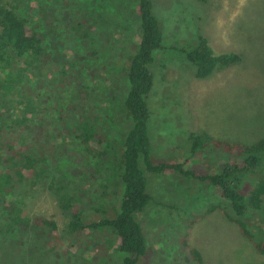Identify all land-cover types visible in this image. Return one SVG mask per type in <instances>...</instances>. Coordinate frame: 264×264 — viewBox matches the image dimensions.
Returning <instances> with one entry per match:
<instances>
[{
  "label": "rangeland",
  "instance_id": "374dc122",
  "mask_svg": "<svg viewBox=\"0 0 264 264\" xmlns=\"http://www.w3.org/2000/svg\"><path fill=\"white\" fill-rule=\"evenodd\" d=\"M1 1L10 6L17 5L18 12H29L34 17L43 13L40 19L43 25H51L55 30L45 44L53 56L47 75L33 73L30 79L34 88L49 86L52 89V78L62 68V98L77 95L75 102L78 105L81 100L89 102L94 114L100 112L103 115L106 133L117 139L120 146L130 123L123 117L122 91L111 82L126 67L138 37L133 20L127 21V7L114 12L103 0H90L91 11L86 14L89 24L85 27L88 35L82 38L73 27L75 19L84 10L83 3L78 0L62 3L61 0ZM121 1L128 4V0ZM152 1L163 49L154 52V60L148 67L153 75L147 100L151 162L160 164L190 159L189 163L196 164L197 159L188 155L190 133H205L215 139L244 143L264 137V0ZM39 6L42 10H38ZM199 36L208 41L214 54L236 53L239 62L217 69L207 78H195V68L185 60L183 51L195 47ZM35 103L43 111L25 116L30 121L27 127L31 130L26 128L29 134L20 133L18 129L10 134V130L4 128L0 130V136L8 133L7 137H13L16 144L22 146L34 144L37 135L43 136L33 130L42 123L47 124L44 129L51 133L55 127L51 102L40 100ZM11 110L9 98L0 92V126L3 122L11 125L16 119L17 111ZM42 113L46 115L42 116ZM62 131L65 135L67 128L62 127ZM62 140L68 141V138L62 135ZM90 145L100 149L94 141ZM72 153L68 150L62 156V178H69L64 168L74 164ZM81 154L78 152L77 157L81 158ZM114 161L116 163V159ZM82 165V162L77 163L70 171L80 176ZM18 166L17 159L0 151L1 171ZM193 170L197 174L202 171L194 166L189 171L195 173ZM145 176L146 189L152 199L136 216L145 242V254L137 264H193L191 249L199 252L203 264H264V257L240 235L235 225L224 218V201L208 182L191 175L146 173ZM62 183L66 184L64 179ZM77 185L81 189L77 193L83 202L75 205L85 218L93 219L95 214L91 206L95 203L91 205L90 201L101 195V189L83 182ZM106 187L109 199L102 203L100 210L110 214L119 210L120 191L118 182L114 184L113 179ZM118 191L119 194L113 196L112 193ZM110 204L116 207H110ZM16 206L20 207L24 217L53 219L62 235L69 213L60 210L58 195L45 184L16 180L14 189L0 191V264H44L30 260L33 252L30 247L36 244L35 239L32 237L28 244L30 236H22L19 225L9 227L10 210ZM252 232L255 241L264 239V198ZM107 243L105 239L99 240L101 248L91 250L92 256L85 263L84 254L91 255L88 246L82 247L81 261L75 243L70 244L64 239L60 264H122V255L115 253V239L111 248Z\"/></svg>",
  "mask_w": 264,
  "mask_h": 264
},
{
  "label": "trees",
  "instance_id": "16d2710c",
  "mask_svg": "<svg viewBox=\"0 0 264 264\" xmlns=\"http://www.w3.org/2000/svg\"><path fill=\"white\" fill-rule=\"evenodd\" d=\"M62 1L65 0L60 3ZM78 1L83 3L84 10L80 17L75 19L73 27L80 37L86 38L88 31L85 27L89 24L86 14L91 11L90 0ZM103 2L114 12H119V8L123 6L127 7V21L132 19L138 30L129 62L111 82L122 91L123 117L130 123L120 146L117 139L106 133L103 115L100 112L94 114L89 102L81 100L78 105L75 102L77 95L62 98V68L52 78V89L49 86L34 88L30 79L33 73L42 76L43 72L47 75L53 56L46 50L45 44L55 30L51 25H43L40 20L43 13L34 17L29 12H18L17 5L10 6L0 0V92L2 96L9 98L10 110L17 111L16 119L11 125L3 122L0 130L8 128L10 134H13L18 129L20 133L29 134L27 125L30 121L25 116L39 112L35 102L43 100L51 102L55 124L51 133L56 134L53 136L47 133L44 129L47 124L42 123L33 129L37 134L43 133V136L37 135L34 144L25 143L19 146L13 137H7L8 133L0 136V151H5L9 158L19 162L18 167L0 170V191L14 189L16 180L20 183L27 180L39 185L45 184L48 190L58 195L60 210L69 213L62 235V230L59 231L53 219L42 216L24 217L19 206L11 208L9 227L19 225L20 234L30 236L27 238L28 244L32 237L35 239L36 244L30 247L31 252L33 251L31 262L60 264L64 254V239L70 244L75 243L82 261L83 246H88L91 253V250L100 249L99 240L105 239L111 248L114 238L115 253L122 255V264H137L145 254V242L141 223L136 216L152 199L146 189V173L180 174L183 177L191 175L208 182L217 196L224 201V218L235 225L240 235L264 257V239L255 241L252 232L264 198V137L244 143L215 139L205 133H190L188 155L191 159H197L196 164L189 163L190 159L182 162L176 160L152 163L147 132L150 117L147 100L153 86V75L148 67L154 60V52L163 49L162 33L153 12V1L128 0L127 5L121 0ZM38 10H42V7L39 6ZM133 23H130L132 28ZM183 54L185 60L195 68L194 76L197 79L207 78L217 69L229 67L240 60L236 53L214 54L203 36L197 38L195 47L183 51ZM62 127L67 128L65 135ZM62 135L68 138V141H63ZM92 141L98 144L100 149L90 145ZM71 145L74 147L71 148ZM68 150L73 151L72 156H69L75 160L74 164L64 168L69 178H62V156ZM78 152L82 153L81 158L77 157ZM104 157L107 159H103ZM81 162L84 168L81 175L76 176L71 171ZM193 166L202 169L200 174L194 170L195 173L189 171ZM62 179L66 184L62 183ZM111 179L114 184L118 182L120 203L118 211L115 209L108 214L100 209L103 208L102 203L109 199L106 186ZM78 182L101 189L99 197L104 199L97 197L90 201L91 205L95 203L91 206L95 214L93 219L85 218L75 205L76 202L80 205L83 202V198L77 193L81 190ZM119 191L117 194L112 193L113 196H117ZM112 206L116 207H110ZM99 210L103 213L101 217ZM95 243L97 246H94ZM91 256L92 253L84 254L85 263H88ZM190 258L193 264H203L201 255L195 249L190 250Z\"/></svg>",
  "mask_w": 264,
  "mask_h": 264
}]
</instances>
